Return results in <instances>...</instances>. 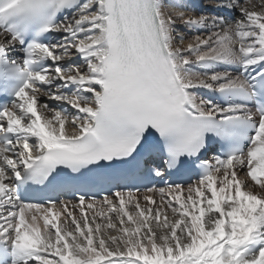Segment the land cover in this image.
I'll list each match as a JSON object with an SVG mask.
<instances>
[{"label": "snow or ice", "instance_id": "snow-or-ice-1", "mask_svg": "<svg viewBox=\"0 0 264 264\" xmlns=\"http://www.w3.org/2000/svg\"><path fill=\"white\" fill-rule=\"evenodd\" d=\"M213 7L0 0V264H264V0Z\"/></svg>", "mask_w": 264, "mask_h": 264}, {"label": "bare ground", "instance_id": "bare-ground-1", "mask_svg": "<svg viewBox=\"0 0 264 264\" xmlns=\"http://www.w3.org/2000/svg\"><path fill=\"white\" fill-rule=\"evenodd\" d=\"M191 9H193L194 11L190 10L188 12V15H199L201 12H206V8H209L210 10V14H213L214 12H217V8L213 7V5H215L218 0H188ZM187 35L190 37L192 35V33H187ZM42 102L43 98H42ZM49 105L51 107H55V105L53 104V102L48 101ZM238 176L240 179H245L247 180L248 178L245 177L242 173H238ZM171 215V214H170Z\"/></svg>", "mask_w": 264, "mask_h": 264}, {"label": "rangeland", "instance_id": "rangeland-1", "mask_svg": "<svg viewBox=\"0 0 264 264\" xmlns=\"http://www.w3.org/2000/svg\"><path fill=\"white\" fill-rule=\"evenodd\" d=\"M204 13L210 14L211 12H204Z\"/></svg>", "mask_w": 264, "mask_h": 264}]
</instances>
